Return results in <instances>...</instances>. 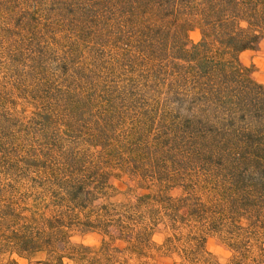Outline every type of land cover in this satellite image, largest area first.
Here are the masks:
<instances>
[{
	"label": "trees",
	"instance_id": "16d2710c",
	"mask_svg": "<svg viewBox=\"0 0 264 264\" xmlns=\"http://www.w3.org/2000/svg\"><path fill=\"white\" fill-rule=\"evenodd\" d=\"M262 38L264 0H0V264H264Z\"/></svg>",
	"mask_w": 264,
	"mask_h": 264
},
{
	"label": "rangeland",
	"instance_id": "374dc122",
	"mask_svg": "<svg viewBox=\"0 0 264 264\" xmlns=\"http://www.w3.org/2000/svg\"><path fill=\"white\" fill-rule=\"evenodd\" d=\"M200 36L201 34L198 30L190 34L189 44L186 47V51L189 56L193 55V47L199 41ZM240 61L243 66L251 68L253 77L257 81L264 83V38L260 39L256 44L252 45V47L249 50L243 52L240 56ZM123 182H125V184ZM123 182L119 180L113 181V183L117 187H120L122 191H128V195H130V193L132 192L128 190L126 184L133 186V183L128 179H124ZM141 192H142L141 190L135 189L133 193L134 195H139L141 194ZM175 192L176 194L179 195L181 193V191L179 190ZM124 200H126V198H124ZM86 240L90 244H96L98 240H100V236H88ZM208 248L210 249L211 252H213L215 255L220 257L222 261L232 256V251L228 248V246L222 243V241H220L216 237L209 239ZM20 263L32 264V263H28L25 260H21Z\"/></svg>",
	"mask_w": 264,
	"mask_h": 264
}]
</instances>
